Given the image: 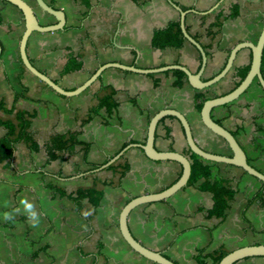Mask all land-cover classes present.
Segmentation results:
<instances>
[{
  "label": "crops",
  "instance_id": "obj_1",
  "mask_svg": "<svg viewBox=\"0 0 264 264\" xmlns=\"http://www.w3.org/2000/svg\"><path fill=\"white\" fill-rule=\"evenodd\" d=\"M25 1L41 24L52 21L31 0ZM44 1L65 13L64 30L33 32L26 52L38 70L65 90L76 88L100 65L109 62L138 68L179 64L193 73L200 66L198 51L186 40L181 48L151 46L155 29L179 21L178 11L167 0H89V7L78 0ZM172 1L180 8L195 10L187 13L185 27L206 52L204 80L223 68L233 46L243 41L255 43L264 23V0ZM233 4L237 5L238 16L226 19L221 27L213 26L218 12L227 14ZM0 16V102L7 109L36 113L28 132L40 145L55 134L72 132L77 140L89 144L87 160L103 165L128 145L143 144L150 119L170 108L186 117L203 150L231 154L227 144L203 126L194 96L200 92L211 99L230 92L240 75L237 71L250 66L249 49H241L228 74L206 89L196 90L188 81L175 87L174 70L140 74L111 67L86 90L66 97L27 70L22 71L18 46L24 20L19 9L0 0ZM69 55L79 56L84 70L61 75ZM105 86L113 90L116 108L109 114L102 108L87 119L89 108L97 103L96 95L102 96L105 92L100 88ZM21 92L24 97L15 101V93ZM0 117L13 120L5 112ZM211 117L229 132H237L252 164L264 171V155L258 156L254 143V139L262 138H257L255 124L264 129V95L257 87L213 108ZM6 132L0 127V137ZM154 145L158 151L187 155L183 129L176 118L167 116L158 122ZM81 148L76 146L71 154H64L62 161L47 163L43 149L34 153L18 143L11 161L0 163V264H156L124 241L118 226L119 213L131 198L161 191L174 183L180 165L150 160L141 149L131 146L111 168L109 165L99 169L101 165L91 170L83 163ZM214 169L238 187L224 221L207 217L212 195L200 191L196 184L182 188L168 199L133 209L127 218L133 237L175 264H196L195 248H205V253H210L221 245L226 248L232 238L244 239L241 246L264 244V206L255 200L247 208L246 217L252 229L242 218V211L259 184L239 167L217 163ZM78 188H95L103 196L96 207L87 199L77 207L67 195ZM21 198L33 204L37 220L28 214ZM5 213L13 219H4ZM235 264H264V257L245 258Z\"/></svg>",
  "mask_w": 264,
  "mask_h": 264
},
{
  "label": "water",
  "instance_id": "obj_2",
  "mask_svg": "<svg viewBox=\"0 0 264 264\" xmlns=\"http://www.w3.org/2000/svg\"><path fill=\"white\" fill-rule=\"evenodd\" d=\"M4 1L18 8L23 16L24 31L21 35L18 46V52L21 63L29 73H31L33 76H35L37 79H39L41 82H43L45 85H47L56 93L66 97H71L80 94L88 87H90L101 76V74L105 69L111 67L118 68L124 71L140 73V74H154L169 70H180L186 75L188 84L192 88L196 90L206 89L218 83L228 74V72L231 70L233 66V62L237 53L241 49L246 48L250 50L251 52L250 66L246 75L240 81V83L236 85L230 92L206 100L203 103V106L199 112L200 120L203 126L208 130H210L213 134L220 137L227 144L228 148L231 151L230 155L215 154L203 150L195 141L191 127L186 117L177 110L166 108L157 112L150 119L147 126L146 139L143 144L128 145L127 147L123 148L118 154L111 157L107 162H105L99 168V169H104L109 165H111L112 163H114L121 156V154L131 146L141 149L144 152L145 156L150 160L174 161L178 163L181 167L180 176L170 186L158 192L142 194L131 198L122 207L119 213L118 226H119L120 234L124 239V241L128 244V246L136 253H138L140 256L156 264H175L171 259L167 258L160 252L153 251L142 245L139 241H137L133 237V235L131 234L128 228L127 218L129 213L140 205L152 203V202H159L168 199L174 194H176L179 190H181L186 186L191 170L190 162L184 154H181L176 151H158L155 148L154 145L155 130L158 122L162 118L171 116L178 120V122L180 123L183 129V133L188 149L192 153L196 154L202 160L239 167L244 172L255 177L264 184V174L257 171L255 168H253L251 165L248 164L246 154L239 145V143L237 142V140L235 139V137L222 125L216 123L211 117V110L213 108L217 106L225 105L237 99L241 94L245 92V90L250 86V84L255 78L258 80L261 88L264 91V79L261 74V61H262V54L264 49V23L255 43L243 41L233 46L229 51V54L227 56L223 68L212 78L204 80L202 78V74L207 65L206 52L203 49V47L199 44V42L189 34V32L185 27V17L187 13L195 12V10L191 9V10L183 11L172 0H167L168 3L179 13V25L183 37L188 43H190L193 47H195V49L198 51L200 55V66L195 73L189 71L186 67L179 64H172L159 68H138L135 65H124L117 62H109L100 65L82 84H80L76 88L72 90H65L58 83H56L49 76H47L45 73L38 70L29 60L26 52L28 39L33 32L47 33L58 30H64L66 23L65 13L60 9L49 6L44 0H34L36 5L41 9L42 12H45L46 14L52 16L55 20L54 23L43 25L38 21V18L35 15L33 8L25 0H4ZM1 52L2 49L0 46V55ZM250 257H264V244L239 246L233 250H230L225 256H223L220 259V261L217 264H235L239 260Z\"/></svg>",
  "mask_w": 264,
  "mask_h": 264
},
{
  "label": "trees",
  "instance_id": "obj_3",
  "mask_svg": "<svg viewBox=\"0 0 264 264\" xmlns=\"http://www.w3.org/2000/svg\"><path fill=\"white\" fill-rule=\"evenodd\" d=\"M78 1H81L86 7H89V0ZM189 8L190 7H182L181 9L185 11ZM237 16L238 8L236 4H233L227 14H224L222 10L218 12L215 17V22L213 23V26L221 27L226 19L235 18ZM1 23L2 19L0 16V24ZM184 42L185 38L181 33L179 21H171L165 27L155 29L151 37V46L154 48H181ZM18 59L22 71H26L25 67L21 63L20 57ZM263 65L264 49L261 61V74L264 79V70L262 69ZM248 69L249 66L244 70L237 71L238 73H240V75H237V79H235V86L238 85L240 81L244 78ZM83 70L84 68L82 62L80 61V57L69 55L67 56V62L61 70L60 74L64 75L72 72H80ZM173 72L176 75V80L173 82V85L175 87H181L184 83H187V77L182 71L174 70ZM55 82L58 83L56 80ZM157 85L158 83L155 81V86ZM253 86L257 87L258 91L264 95V91L256 78L252 81V83L245 90V92H247L248 89ZM100 91L105 93L102 96L96 95L97 103L93 107L89 108L87 112V119L92 118L102 108L105 109V111L109 114L117 106V103L113 100L114 92L111 88L105 86L100 88ZM20 97H24L23 92L19 94L15 93L14 100L16 101ZM208 99L209 98L206 97L205 93L197 92L194 96L196 109L200 111L203 106V103ZM1 112H5L13 116V120H3L0 117V127H4L7 130L6 134L0 137V163H3V165L11 161L15 150V145L18 143L25 144L26 147L34 153H37L40 151V149H43L46 153L47 163L54 160L62 161L64 154H71L76 146H81L82 160L84 165L88 166L91 170L97 169L102 165V163L97 164L87 160L89 144L77 140L76 135L72 132H66L64 134H55L49 139L48 142L42 145L34 141L32 136L28 132V129L31 120L36 116L35 112L26 110H16L14 107H10L7 109L5 108L4 104L0 102V113ZM255 127L258 134L257 138H263H261V140L254 139V143L256 145L255 149L258 153V156L261 157L262 155H264V129L260 126H257L256 124ZM231 134L239 143L237 139V132L234 131L231 132ZM241 148L246 154L248 164L255 168L257 171L264 174V171H261L252 164L244 148L242 146ZM186 157L190 162L191 170L185 187L194 186L197 184V188L200 191L209 192L212 195L213 204L211 208L207 211V217H215L219 219V222L224 221L227 217L226 211L229 208V204L233 200L235 193L238 191L237 185L218 175V173L214 169L217 163L204 161L199 158L196 154L192 153L189 149L187 151ZM112 166L113 165H110L108 168H111ZM180 174L181 171L178 177L180 176ZM244 174L250 176L259 184V188L255 192L252 200L247 201L245 209L242 211L243 220L248 224V228L252 229V225L246 217V211L247 208L251 205L252 201L255 200H258L261 206H264V184L260 180L247 174L246 172H244ZM102 196V191L97 190L95 188H78L74 193L67 195V197L71 199L77 205V207L80 206V202L83 199H87L92 206L96 207ZM210 232H212V230H210ZM228 252L229 250H227L223 245L219 246L216 250L210 253H205V248H195L193 250V259L195 260L196 264H207L208 261H210L211 264H217L220 259L225 256Z\"/></svg>",
  "mask_w": 264,
  "mask_h": 264
},
{
  "label": "clouds",
  "instance_id": "obj_4",
  "mask_svg": "<svg viewBox=\"0 0 264 264\" xmlns=\"http://www.w3.org/2000/svg\"><path fill=\"white\" fill-rule=\"evenodd\" d=\"M20 203L24 206V208L27 210L28 214L35 218V220H37V214L34 211V206L32 203H30L26 198H21ZM17 211H19V209H17ZM85 215H87L88 213H84ZM4 219L6 220H11L13 219L12 215L10 213H5L4 214ZM33 226H37V223H34Z\"/></svg>",
  "mask_w": 264,
  "mask_h": 264
},
{
  "label": "rangeland",
  "instance_id": "obj_5",
  "mask_svg": "<svg viewBox=\"0 0 264 264\" xmlns=\"http://www.w3.org/2000/svg\"><path fill=\"white\" fill-rule=\"evenodd\" d=\"M31 2L33 3L34 6H36L34 0H31ZM41 20L43 22L46 21L45 17H43V16H41ZM244 242H245L244 239L243 240H239L238 238H232V239H230L229 242H227L226 249L227 250H233V249L243 245Z\"/></svg>",
  "mask_w": 264,
  "mask_h": 264
},
{
  "label": "flooded vegetation",
  "instance_id": "obj_6",
  "mask_svg": "<svg viewBox=\"0 0 264 264\" xmlns=\"http://www.w3.org/2000/svg\"><path fill=\"white\" fill-rule=\"evenodd\" d=\"M45 2H46L49 6L54 7L53 3L49 2V1H45ZM54 8H55V7H54ZM43 15H44L46 18H52V21L46 22V23H44V24L47 25V24H51V23H54V22H55V20H54V18H53L52 16L46 14L45 12H43Z\"/></svg>",
  "mask_w": 264,
  "mask_h": 264
}]
</instances>
